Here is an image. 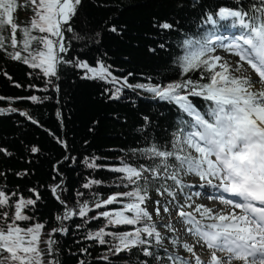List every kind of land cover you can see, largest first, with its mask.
Instances as JSON below:
<instances>
[{"label":"snow or ice","instance_id":"snow-or-ice-1","mask_svg":"<svg viewBox=\"0 0 264 264\" xmlns=\"http://www.w3.org/2000/svg\"><path fill=\"white\" fill-rule=\"evenodd\" d=\"M29 3L32 16L20 25L17 0H0V59L27 66L33 82L0 74L34 91L0 100H54L63 128L67 67L74 85L96 86L77 100L86 134L104 119L129 123L127 112L102 115L97 105L126 102L133 124L131 140L109 150L114 157L74 156L46 129L64 150L53 182L0 186V264H65L60 237L73 225L76 264H264V0H25V10ZM133 57L135 66L118 67ZM148 65L156 75L137 72ZM18 111L0 107V115ZM0 154L12 156L2 146ZM61 166L79 170L75 181L66 183ZM104 187L116 190L105 198ZM40 188L56 202L46 218Z\"/></svg>","mask_w":264,"mask_h":264},{"label":"trees","instance_id":"trees-1","mask_svg":"<svg viewBox=\"0 0 264 264\" xmlns=\"http://www.w3.org/2000/svg\"><path fill=\"white\" fill-rule=\"evenodd\" d=\"M19 8L14 10V20L20 25L26 23L32 16L31 6L29 3L28 10H25V0H17ZM125 15H129L125 13ZM79 49V45H77ZM75 54V53H74ZM126 53H122L124 55ZM95 53H91L90 56H94ZM90 58V57H88ZM115 58V57H114ZM6 58L0 59V72L7 70L14 80L27 85L32 81V78L27 75L30 69L22 63L15 61H7ZM136 65V58L133 57V64L129 65H118V67L131 68ZM143 71L149 75H156L152 72L151 65L145 67H138L137 72ZM163 71V70H160ZM159 79V76L156 77ZM76 76L70 68H65L62 72V90L68 93L67 101H62L65 104L63 108V114L65 119V127L59 126V121L55 117V101H45L41 105L33 104L27 100H13L9 102L7 99L0 100V107L13 106L19 111L7 115H0V146L7 147L12 153L11 157L0 154V171L7 173L6 177H0V186L6 185L12 187L14 185H20L24 188L37 186V185H48L52 183V177L55 175L52 171V165L57 160L62 158L64 152L63 148L57 145L48 134L46 129L55 132L62 138L66 139L73 149L79 151H72V155L79 156L80 153L90 155L93 152L102 156L114 157L115 152L109 151L110 149H117L124 147L131 140L130 129L133 124L131 117L133 113L129 111L126 102L121 101L119 104H109L106 107L97 105L102 115H107L111 112V109L116 108L121 114L127 112L130 120L128 125L121 127L120 123L114 122L112 119L101 120L100 129L98 132L92 134H86L87 130L85 127V120L80 111L77 110V100L79 96L87 91H96L94 84H80L76 83ZM39 83V81H36ZM27 87H16L10 80L0 74V96L7 97H26L33 94ZM38 95L42 93H36ZM74 98H77L74 100ZM149 104L148 101H141L138 106L144 109ZM71 109V111H70ZM151 110L155 111L153 107ZM20 111H28L34 118L40 120L44 127L34 125L28 121L25 117L19 114ZM123 120V115H121ZM83 139L90 141L89 146H83ZM32 145L38 146L41 151L37 154L30 153L29 149ZM87 151H84V148ZM75 167V166H73ZM23 169L29 170V175L26 177H16L12 173ZM11 170V171H9ZM61 171L65 172V181H75L77 172H69L66 170V166H61ZM97 178H103L110 180L111 176L106 171H100L97 174ZM56 182H59V178ZM78 187L73 183V191ZM115 188L104 187L101 188V194L105 196L109 191H114ZM43 195V199L40 201L41 212L43 217L46 218L50 214H55L56 202L51 197L50 192L45 188H40ZM28 195L27 192L24 193ZM77 222L79 219L77 218ZM101 224L103 221L100 222ZM100 224L92 223L91 228L94 230L99 227ZM51 227V225H49ZM73 227V231L68 236L60 237L61 244L63 245L65 252V264H76V257L72 256L71 253L77 251V243L80 239V232L76 231ZM82 244L86 242H81ZM69 249L71 252H69ZM100 249L97 248V252L94 255L99 254Z\"/></svg>","mask_w":264,"mask_h":264}]
</instances>
